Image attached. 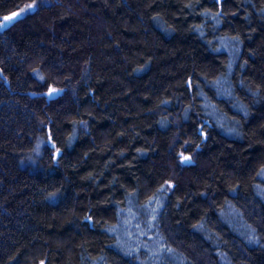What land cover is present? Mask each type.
Segmentation results:
<instances>
[{
  "label": "trees",
  "instance_id": "16d2710c",
  "mask_svg": "<svg viewBox=\"0 0 264 264\" xmlns=\"http://www.w3.org/2000/svg\"><path fill=\"white\" fill-rule=\"evenodd\" d=\"M0 264H264V0H0Z\"/></svg>",
  "mask_w": 264,
  "mask_h": 264
},
{
  "label": "rangeland",
  "instance_id": "374dc122",
  "mask_svg": "<svg viewBox=\"0 0 264 264\" xmlns=\"http://www.w3.org/2000/svg\"><path fill=\"white\" fill-rule=\"evenodd\" d=\"M31 7V8H30ZM36 9V6L35 5H32V6H27L25 7L24 9H22L21 11L19 12H15L13 13L11 16H10V19H8V21H6L2 26H1V29H3L4 27H6L7 25H9L13 20L15 19H18L21 15L25 14L26 12L28 11H33ZM188 156H183V161L182 162H186V164H191V161L189 162L188 160ZM188 160V161H187Z\"/></svg>",
  "mask_w": 264,
  "mask_h": 264
},
{
  "label": "water",
  "instance_id": "95a60500",
  "mask_svg": "<svg viewBox=\"0 0 264 264\" xmlns=\"http://www.w3.org/2000/svg\"><path fill=\"white\" fill-rule=\"evenodd\" d=\"M50 93H51V96H53V97H54V96H56V95H57V93H58V92H57V91H51Z\"/></svg>",
  "mask_w": 264,
  "mask_h": 264
}]
</instances>
